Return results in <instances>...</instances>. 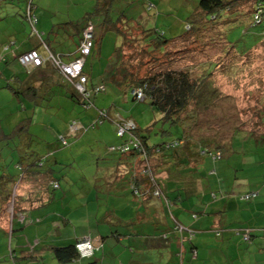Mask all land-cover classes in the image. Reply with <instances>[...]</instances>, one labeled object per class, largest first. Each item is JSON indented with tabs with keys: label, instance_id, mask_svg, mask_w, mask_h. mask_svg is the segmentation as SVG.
<instances>
[{
	"label": "rangeland",
	"instance_id": "obj_1",
	"mask_svg": "<svg viewBox=\"0 0 264 264\" xmlns=\"http://www.w3.org/2000/svg\"><path fill=\"white\" fill-rule=\"evenodd\" d=\"M10 1L11 0H4L0 4V39H8L14 42L8 44L9 46L12 45L9 50L0 51V57L2 56L1 54H6L7 56L11 55V50L18 51V49L21 50L30 45L27 38L31 35L32 30L30 25L23 18L26 6L25 1L15 0L9 4ZM27 1L28 0H26V2ZM147 1L154 3L155 8L152 11L146 9V0H118L114 9L123 8L126 15L131 17L145 30L153 29L156 25V29L162 31L166 39L180 35L186 22L193 23L194 20L196 21L199 18L198 4L200 0ZM32 2L35 7V10H33L34 13H36L35 17L38 18L39 15L40 20L43 19V21L47 23V28H45L47 32L46 37L47 35L50 37L51 43L49 44L51 47L56 48L57 51H60L58 47L62 45L59 41H54V33L50 31L56 29L57 26L59 27L64 21L80 20L85 13L90 12L94 7V0H32ZM248 7L249 3L245 2L238 8L241 11H245ZM221 19L229 21L234 19L231 24L228 23L225 27V34L227 40L232 43L231 46L233 50L239 54H244L243 56L236 55L232 50H229V52L223 56L221 44L219 46L211 44L209 39H214L217 35L219 27H216L207 32L200 33L202 37H198L197 39L194 37L190 40L182 41L181 39L180 44H175L168 48L170 55H168L166 59L161 57L160 61L165 62L166 60L174 59L171 60V64L168 65L169 67L176 69L186 65L187 67L193 66L194 73H198L201 70L200 66L203 67L208 63H210L209 65L215 64L216 68L212 73L211 79L215 81V86L220 92L221 98L218 100L215 109L199 113L192 134L196 139H213L221 144H227L230 141L234 128H240L242 132H245L244 135L251 133L252 136L247 135L244 137L243 133L235 135L231 141L230 148L233 151L230 155L216 162L210 158H205L204 164H201V166H205V170H212L214 166L219 163L223 165L237 164V166L243 163L248 165L249 168H253L254 173L249 176L253 177L257 174H263L261 167L264 165V135H261V132L256 133L259 131L264 133V127L262 128V126L257 123L253 113V109H256L255 100L263 102L264 104V41L254 46L258 33L264 27V21L259 27H249L250 18L246 11L225 14ZM140 22L151 24L148 28H144ZM35 27L39 29L37 25ZM24 28L25 31L22 33ZM6 30L10 33L16 31L18 34H16V37L15 34L8 35ZM39 33L42 32L39 31ZM21 35H23V37ZM46 37L43 35L42 39L46 41ZM36 39L39 41L42 40L39 38ZM113 39L114 37L112 34H107L102 39V53H96L94 58L90 57L89 60H87L86 68L88 72L93 74L91 78L94 84H101L98 75L101 74L107 58L112 54L114 48ZM22 40L27 41L20 42ZM194 40L195 42H193ZM196 41L199 43H196ZM21 45L22 47H20ZM73 47L75 48V45H73ZM6 51H8V53H5ZM137 52L138 49L136 45L134 49H125L127 55L125 56L128 57L131 55L132 58H134L137 56ZM165 67L166 65L155 66L152 62L148 64L146 68L150 69V72H159ZM9 93L11 92L9 91ZM8 98L9 100L7 102L0 105V126L3 130H9L23 118L20 117V115L23 116L22 111H19V117L10 116V119H6L9 112H13V115H15L14 111L19 105L18 103L16 104L15 100L10 99L11 97L8 96ZM90 98L91 102L98 107H110L111 112L117 110V113H119L121 117L120 119H113V122L130 117L141 129L149 127L151 129V131H149V144L166 142L172 138H178L183 132L181 127H167V125L164 124V129L166 131L169 130L170 134L160 136L159 130L161 129V124L157 121V114L151 110L147 100L134 101L126 87L118 89L108 84L105 85L104 91L97 94L91 92ZM53 99V101L52 99L49 101V107L45 105L46 101L42 103L43 105L38 107L28 105L24 102L27 106L25 115L27 117H32L29 133L34 136V138L30 143V147L42 148L43 152H46L47 149L52 147V152L56 153L55 156L58 158L59 163L58 166L56 164L53 165V168L56 170V172L53 173V177L59 180L62 188H66L67 184L73 182L74 179H85L84 182H79L78 185H75L81 198L73 199L72 202H61L58 198L60 196L59 194L62 193V189L61 191L52 190L47 187V200L41 201L43 204L41 210L44 215L46 214V217L41 220V224H38L39 221L33 222L35 217L32 213H29V211L15 214L16 218L14 220L21 224H26V226L29 222L33 224L37 223L36 225L42 227V230L44 229L46 233L49 231L48 236L45 237L47 238L45 241L46 243L51 241L61 246L64 245L62 242V235H69L73 230L79 234L83 233L87 226L88 215L90 217L89 220L94 217L102 220L103 216L107 215L106 210L111 209L113 203L111 204V198H108L107 191H105L106 187H103L101 182H99L96 187H92L91 189L93 191L91 190L92 192L89 193L88 189L89 186H91L90 183L95 185L96 182L93 180L90 182V179H93L94 174L106 168L110 160L116 158V154H109L108 148L110 146L119 145L122 140L126 138V135L124 138H119L115 132V124L107 119L91 127V122H93L97 116L95 110L97 107L85 110L81 105L73 101L63 100V103H61L60 99ZM39 102H41L40 98ZM19 108L21 107L19 106ZM72 121L80 124L82 129L71 131L69 137H66L69 145L66 148H62L57 138L59 135H65L66 131L69 133V124ZM258 139L260 143L256 144V140ZM254 162L257 164H254ZM60 164L66 167L62 169ZM97 168L99 169L98 171ZM8 169L11 171L12 175L16 177L19 174L13 162L12 166L8 167ZM142 170L143 164L138 162V164L134 166L133 172H135V174H140ZM232 170L234 169L232 168ZM59 171H62L64 174H69L68 179L65 178V180H63ZM166 175L167 174H162L161 176L164 178ZM36 177L37 181H39V176ZM97 177H100V175H97ZM205 177L204 179L207 181L209 175ZM213 178L216 179L217 177ZM19 180V178L16 179V184L19 183ZM186 183L187 181H180L178 185H185ZM33 186L34 185H31V180L28 181L26 178L20 182L16 195L17 205L23 206L26 203L23 201L25 196L24 192L26 189H31ZM84 188L86 189L84 190ZM87 191L88 194H86ZM127 191L130 195L129 188L120 192L126 193ZM89 194L91 196H88ZM96 197H98V199ZM128 210L132 212L131 214L133 215L135 210L129 207ZM171 212L173 215L176 214L174 207L171 208ZM66 215L71 222L68 225L64 224ZM123 215L124 209H120L119 216L125 218ZM132 215L129 216V218H131ZM163 216H166L165 218L167 219L165 211ZM5 217L6 219L4 218V222L0 223L1 225L5 224L7 219L8 221L10 220V209ZM105 226L110 230L107 224ZM114 227L118 230L120 229L117 227V224L114 225ZM155 228L162 231L160 226L152 227L148 226L147 223L143 225L142 228L139 227V230L143 229L147 234L152 235L154 234L153 230H155ZM15 235L16 232H14V235L11 237L9 231L2 232L0 229V264H35L32 262L27 263L26 260L21 258L20 250L16 249L17 241L21 243V240H17ZM37 235L38 237H42L39 232ZM23 237H25V245L27 242L38 244V238L36 236ZM125 246L126 247L123 249L127 251V257L125 256L126 252L118 247L114 250L117 257L112 259L111 257L105 256L104 262L101 264H114L112 261H116L117 264H121V261H124V264H126L127 260L130 258L137 261L151 260L156 264H166L165 254L161 250L148 249L140 253L137 252L136 249L130 251L126 244ZM22 255H27V253ZM98 257H100V255H98ZM44 261V264H62L56 262L52 254L48 251L44 253ZM82 264H86V262H82ZM98 264L100 263L98 262Z\"/></svg>",
	"mask_w": 264,
	"mask_h": 264
},
{
	"label": "trees",
	"instance_id": "obj_2",
	"mask_svg": "<svg viewBox=\"0 0 264 264\" xmlns=\"http://www.w3.org/2000/svg\"><path fill=\"white\" fill-rule=\"evenodd\" d=\"M3 1L4 0H0V4ZM117 2L118 0H94L93 9L85 13L80 20L64 21L59 27L57 26V30L54 31L61 30V33L69 37L75 36L78 39L74 43L76 48L74 57L70 61H63L62 54L53 52L49 47V43L43 41L41 43V51L37 48L30 49L39 52L41 59V64L39 66L29 68L19 63L18 57L30 50L16 55L14 60L27 71V76H30L35 69L51 70L59 77L56 85L65 88V97L69 101L81 105L85 110L96 107L93 102H91V92L97 94L104 91L105 85L108 84L118 89L126 87L134 101L147 100L151 110L157 114V121L161 124V129L159 130L160 136L170 134L169 130L166 131L164 129V124H166L167 127H181L183 132L178 138H172L166 142L149 144V131H151V129L149 127L141 129L130 118L121 119L120 121H122V123L132 122L134 129L119 136L117 134V129L121 123L113 122L111 118L113 116L112 114L117 112H111L110 107L96 108L97 116L94 121L91 122V127H94V125L96 126L99 122L102 123L103 120L107 119L115 124V132L119 138H124L126 135V138H124L119 145L110 146L108 148L109 154H116V158H113L107 163V169L118 168L130 159H132V161L135 159L133 161L134 164L136 163V159H138L136 164H138V162L143 164V170L140 174H135V172L130 170L127 175L124 173L125 176L109 179V181L101 180L103 187H106L105 191L111 190L113 192H120L129 188L130 195L133 198H146L151 196L154 199L160 200L163 207L166 208L167 213L170 215L171 207L175 206L178 201L182 202L186 199L184 192L186 187L182 184L179 186L178 182L181 180L185 181L189 175H191L193 180L204 179L206 175H209V178L215 179L213 178L217 177L215 168L212 170H202L200 168L201 164H204V159L210 158L214 162L224 159L225 156L230 155L233 151L230 146L234 136L239 133H243L244 135L245 132H242L240 128H234L233 135L227 144L217 143V141L213 139H196L192 134V130L197 123L199 113L215 109L218 100L221 98L220 92L215 86V81L211 79L212 73L216 68L215 64L209 65L210 63H208L203 67L200 66L201 70L198 73H194L193 66L187 67L186 65L182 68L173 69L168 65H170L171 60L174 59H169L164 62L160 61V58L166 59L168 55H170L168 48L172 45L180 44L181 39L182 41L190 40L192 37L197 39L198 37H202L200 33L207 32L216 27H219L217 35L214 39H209L211 44L218 46L221 44L223 56H225L229 50H232L238 56H243L244 54H239L233 50L231 46L232 43L227 40L225 34V27L228 23L231 24L234 19L229 21L222 20L221 18L225 14L246 11L250 18L249 27H259L264 21V0H200L198 4L199 18L196 21L194 20L193 23L186 22L182 33L170 39H166L163 32L155 28L150 30L143 29L131 17L126 15L123 8L114 9ZM245 2L249 3L248 9H245V11L239 10L238 7ZM145 7L147 10L152 11L155 5L151 1L146 0ZM33 10H35L33 2L32 0H28L26 2L23 18L30 25L31 30L37 32L35 38L42 39V34L39 33L35 27L37 25V20ZM32 19L35 20L34 23L31 22ZM88 26L92 27V47L89 54L84 57V64L81 70V74L85 78L84 94L87 95V97L83 99L82 95L76 90L73 81L67 78L59 67L54 65L50 56L55 57L64 65L80 57L82 32ZM51 31L53 32V30ZM107 34H112L114 37V48L111 56L107 58L103 66L99 78L101 84H92L91 82L93 79L86 68L87 60L92 53H94L95 49L98 53V49L102 45V39ZM256 38L257 40L254 46L264 41V27L260 30ZM193 42H195V40ZM196 43L199 42L196 41ZM136 45L138 49L137 56L134 58H132L131 55L126 57L125 49H134ZM152 62L155 66L166 65V67L159 72H150V69L146 67ZM4 84V88L9 89L14 96L22 100L21 102H24L23 97L29 96L36 101L35 104H33L34 107L40 106L39 98L41 97H36V90L32 89V87H26V89L22 91V87L19 83L17 85L6 81ZM132 90H140L142 93V100L135 99L131 94ZM52 93L56 96L57 90H52ZM19 96L23 97L19 98ZM255 102L256 109H253V113L257 123L263 128L264 104L263 102H258V100H255ZM31 122L32 118L27 117L11 127L8 132H5L0 126V223L4 222L6 219L5 215L9 209L13 216H15V213L19 210V205L16 204V195L19 184L24 178L28 179V181H33L36 176L41 174L43 178L46 179L44 183L48 188L52 190L61 189L59 180L53 177V173L56 172L53 165L56 164L58 166L59 163L58 158L55 156L56 153L52 152V147L47 149L46 152H43L42 148L30 147V143L34 138V136L29 133ZM80 128L82 129V127ZM78 129L79 128H77V130ZM70 133L71 132L68 133L66 131L65 135H59L57 138L62 148H66L69 145L66 137H69ZM256 133L264 135L262 131ZM247 135L252 136L251 133H247L244 137ZM61 139H63L64 142ZM124 145L128 147L127 152L122 153L118 150H110L112 147L118 148ZM12 162L19 171L17 177L12 175L11 171L8 169V167L12 166ZM130 165H133L132 162ZM218 165H220V163L216 166ZM60 166L62 169L66 167L61 164ZM104 171L105 168L99 173H103ZM59 174L63 180H65V178L68 179L69 174H64L62 171H59ZM162 174H167V177L163 178L161 176ZM17 178L20 179L18 184H16ZM108 192L109 191H107V193ZM208 192L207 196L212 201H214L217 196L221 195L220 192ZM250 194H255V196L245 199V196ZM257 197V191H251L240 196L241 200L244 202H251ZM202 213L204 212H192V218L196 219L198 214ZM11 220L12 218H10L9 221ZM6 221L8 222V219ZM174 221L175 222L171 225L173 232L182 235V237L185 235L183 238L188 240L191 244L194 231L189 227H185L178 220ZM100 222L103 223L102 220H100ZM182 229L183 231H187V233H183ZM214 232L216 236L220 235L219 231ZM235 233L240 235L241 242H250V229L235 230ZM110 236H112L109 238L114 241V245L121 244L123 246L122 243H118L122 234L117 231V228L112 230ZM166 236L167 235H162L163 240L167 238ZM128 237H130L129 234L126 238ZM85 238L89 239L93 249L91 254L81 256L76 249V245ZM93 238L95 237L89 235L81 236L75 239L73 243H64V245L61 246L49 241L45 243L44 246L45 250L51 253L54 260L58 263L82 264V262H86V264H98L99 262L101 264V256L98 257V255H100L102 251L103 244L101 239L99 243H95ZM105 238L106 236H102L103 240ZM134 244L135 243H131V245H128L130 251L136 249L133 247ZM112 248L114 249V246ZM136 250L138 251V249ZM141 250L143 251V249L139 248V252ZM109 252L110 249H108L107 253ZM43 256L39 260H36L35 257L30 255L22 259H27L26 261L29 262L35 261V264H44L45 261ZM191 257L193 259L196 257V249L194 247L191 248ZM132 262L133 264H148L139 263L137 260H132Z\"/></svg>",
	"mask_w": 264,
	"mask_h": 264
},
{
	"label": "crops",
	"instance_id": "obj_3",
	"mask_svg": "<svg viewBox=\"0 0 264 264\" xmlns=\"http://www.w3.org/2000/svg\"><path fill=\"white\" fill-rule=\"evenodd\" d=\"M12 1L15 0H11L9 4H11ZM24 1L26 5V0ZM34 16H36V13H34ZM36 20V24L39 27V29L36 30L38 32H42V37L43 35L46 37L47 32L45 31V28H47V23L44 22L43 19L40 20L39 15ZM140 24L144 28H148L151 23L148 24L147 22H140ZM54 30H57V28L53 29L54 41H59L62 46H59L58 48L60 51H57L56 48L51 47L49 44L50 49L57 54H62L63 61H70L74 57L76 48H74L73 45L78 40L77 37H69L66 34H62L59 30ZM24 31L25 28L23 29L22 33H24ZM6 32H8V30H6ZM36 33L37 32L35 30H32L31 35L28 36L27 40L30 43L29 46H26L21 50L18 49V51L11 50V55L8 56L6 54H1L0 105L9 100L8 96L11 97L10 99L15 100L16 104H19L16 107L17 111H14L15 115H13V112H9L6 119H10V116L19 117V111H22L23 113V116L20 115V117H23L22 120L27 118L25 115L27 106L24 104V102L32 106L36 102L35 99H32L29 96H19V98H24V102H21L22 100L14 96L9 89L4 88V83L6 81L8 83L17 85L19 83L22 87V91H24L26 87H32V89L36 90V97H41V102H39L40 105H43L42 103L46 101L45 105L49 107V101L51 99L53 101V98H56L57 100L60 99L61 103H63V100H68L65 97V88L56 85L57 79H59V77L51 70L35 69L30 76H27V71H25V69H23L16 62V60H14L16 55L26 52L30 49L37 48L39 51H41L42 41L51 43V39L48 35L45 39L46 41L37 40L35 38ZM14 34L16 37L18 32H8V35ZM21 36L23 37V35ZM27 40H22L20 42ZM12 42L14 41L0 39V51L9 50L12 45L9 46L8 44ZM114 42L115 41H113V44ZM22 45L20 47H22ZM102 47L103 41L102 45L98 49L99 54L102 53ZM5 53H8V51ZM96 53L97 52L95 49L94 53H92L90 57L94 58ZM92 75L93 74H91V77ZM100 75L101 74L98 75V78H100ZM91 83L93 84V81ZM52 90H57L56 96L52 93ZM9 91L11 93H9ZM19 106L21 108H19ZM95 106L97 108H105L98 107L97 105ZM112 115V119H120L121 117L118 113H114ZM126 118L128 119L130 117ZM115 122L121 121L116 120ZM79 127L81 126L77 123V128ZM9 130L4 131L8 132ZM256 143H260L259 139L256 141ZM133 161L130 159L124 164L120 165L118 168H105L103 173L97 172V174H94L93 179H90V182H92V180L96 182L95 185L90 183L91 186H89L88 189L89 193L93 191L91 189L92 187H96L99 182L102 183L101 180L109 181V179L125 176L124 173L127 175L130 170L133 171L138 159H136L135 164ZM131 162L133 165H130ZM254 164L257 163L254 162ZM204 167L201 166L200 168L204 169ZM214 168L216 169L217 173L216 179L208 178L206 181L204 179L193 180L191 175L187 177L185 180L187 183L185 184L186 188L184 191L186 199L182 202L178 201L175 206H172L175 208V215H173L172 212L169 215L160 200L154 199L151 196L146 198H133L131 195H129L128 191L124 193L107 190L109 191L107 193L108 198H111L110 202L113 204L111 209L106 210L107 215L103 216V223H101L100 219H97L96 217L89 220L90 217L88 215L87 226L85 227L83 233L79 234L73 230L69 235H62V242L73 243V241L78 237L88 235L95 237L93 238L95 243H99L101 239L103 247L102 251L100 252V261L102 263L104 262L105 256L111 257L112 259L117 257V254L114 250L118 247L123 249L126 247L125 244L128 246L129 244L131 245V243H135L133 247L138 249L137 252H139V248L143 249V251L148 249L161 250L165 254L166 264H264V165L261 167L263 174H257L253 177H249L254 173L253 168H249L248 165L243 163H241L240 166H237V164H220ZM232 168L234 170H232ZM98 170L99 169L97 168V171ZM99 174L102 175L98 178L97 175ZM38 176L40 178L39 181H37V177L34 178L33 181H31V185L34 186L31 187V189L25 190L23 201L26 203L23 206L19 205V210L15 214L29 211V213H32V215L35 217L33 222L39 221L38 224H41V220L46 217V214L44 215L41 210L43 206L41 201L47 200L46 192L48 191V188L44 183L46 179L43 178V175L40 174ZM84 180L85 179L83 178L74 179L73 182L67 184L66 188H62L61 185L62 191L61 189L60 191L62 193L59 194L60 196L58 199L61 200V202H72L73 199H80V194L75 188V185H78L79 182H84ZM85 189L86 188H84V190ZM88 191L86 194H88ZM208 191L220 192L221 195L217 196V198L212 201L207 196L209 193ZM251 191H257L258 197L251 202L242 201L240 196ZM88 196L91 195L89 194ZM96 198L98 199V197ZM128 207L135 210L133 215L131 214L132 212L128 210ZM120 209H124L123 216L125 218L119 216ZM164 211L167 215V219L165 218L166 216H163ZM198 211L204 213L198 214L197 218L193 219L191 213ZM130 214L132 215L131 218H129V216H131ZM11 218L13 221H6V223L3 224L5 227L3 225L0 226L1 231H9L11 233V237L14 235V232H16L15 236L17 240H21V243L18 241L16 243V249L20 250L21 258L26 256L28 257L30 255L35 257L36 260H39L47 251L45 250L44 244L46 243L45 241L47 239L45 237L48 236L49 231L46 233L44 229L42 230V227H38L36 225L37 223L33 224L29 222L27 226L26 224H21L20 222L14 220L16 216H13L12 213ZM173 219L178 220L185 227H189L194 231L191 244L188 242V240L183 238L185 235L182 237V235L173 232L171 228V225L173 222H175ZM70 223L71 222L66 215L64 224L68 225ZM146 223L148 226L152 227L160 226L162 231L157 230L158 228H155V230H153L154 234L149 235L145 232V230H139V227L142 228L143 225H146ZM106 224L109 226L110 230L105 226ZM116 224L117 227L120 228L119 230L117 229V231L122 234L118 240V243H122L123 247L121 244L114 245V241L109 238L112 237L110 235L112 230L115 228L114 225ZM245 228H248L251 231L249 243L241 242L240 235L235 233V230H241ZM214 231H219L220 235L216 236ZM38 232L42 237H38ZM182 232L187 233V231H183V229ZM128 234L130 237L126 238ZM162 235H167V238L163 240ZM23 236H36L38 238V244H31L27 242L25 245V237ZM102 236H106V238L103 240ZM113 246L114 249L112 248ZM106 247L108 248L106 249ZM192 247L196 249V257L194 259L191 257ZM108 249H110L109 253H107ZM124 251L126 252L125 256L127 257V251ZM143 251L141 250L140 252L143 253ZM24 253H27V255H22ZM132 260V258L128 259L126 264H133ZM26 262L31 263L29 261ZM33 262L35 263V261ZM112 262L117 264L116 261ZM124 263L125 262L123 261L121 264ZM139 263L156 264L151 260H142L139 261Z\"/></svg>",
	"mask_w": 264,
	"mask_h": 264
},
{
	"label": "built area",
	"instance_id": "obj_4",
	"mask_svg": "<svg viewBox=\"0 0 264 264\" xmlns=\"http://www.w3.org/2000/svg\"><path fill=\"white\" fill-rule=\"evenodd\" d=\"M31 22H35L34 19H32ZM92 47V27L88 26L86 29L82 32V42L80 43V57L76 58L74 61H72L69 64H61L59 60H57L55 57L50 56V59L54 63L55 66L59 67L61 72L70 80L73 81V84L76 88V90L82 95V98H86L87 95L84 94V83L85 78L81 74V70L84 64V57L89 54V51ZM18 61L22 66L33 68L37 67L41 64V59L39 52L37 50H30L29 52H26L18 57ZM131 94L135 97L137 100H142V93L140 90H132ZM101 123V122H99ZM117 134L119 136H122L125 132H129L130 130L134 129V125L132 122H120ZM80 129V127H79ZM77 130V124L75 122H72V124L69 126V132ZM63 141V139H61ZM64 142V141H63ZM111 151L118 150L122 153L128 151V147L126 145L119 146L118 148H110ZM218 155V154H217ZM157 194V193H156ZM255 194H250L245 196V199L254 197ZM76 249L81 254V256H87L91 254V251L93 249L89 239L85 238L81 242H79L76 245Z\"/></svg>",
	"mask_w": 264,
	"mask_h": 264
}]
</instances>
